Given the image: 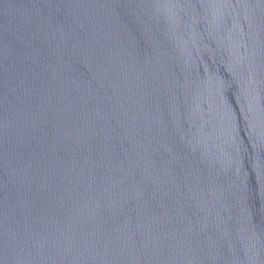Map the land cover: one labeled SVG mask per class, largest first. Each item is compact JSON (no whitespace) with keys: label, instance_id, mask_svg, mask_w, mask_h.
I'll use <instances>...</instances> for the list:
<instances>
[{"label":"water","instance_id":"water-1","mask_svg":"<svg viewBox=\"0 0 264 264\" xmlns=\"http://www.w3.org/2000/svg\"><path fill=\"white\" fill-rule=\"evenodd\" d=\"M0 264H264V0H0Z\"/></svg>","mask_w":264,"mask_h":264}]
</instances>
